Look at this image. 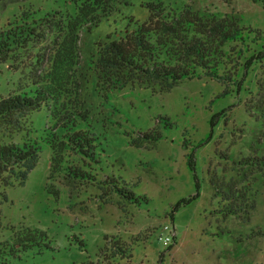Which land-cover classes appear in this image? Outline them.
<instances>
[{
	"label": "rangeland",
	"instance_id": "1",
	"mask_svg": "<svg viewBox=\"0 0 264 264\" xmlns=\"http://www.w3.org/2000/svg\"><path fill=\"white\" fill-rule=\"evenodd\" d=\"M67 1L0 0V22L24 10L38 16L64 12L70 9ZM165 1L174 8L190 5L200 12L241 17L245 25L264 32V10L251 0ZM123 12L140 21L146 17L136 2ZM120 29L113 25L84 34L81 61L89 59L98 36ZM79 73L81 99L101 129L99 179L113 175L136 198L122 197L124 203L95 183L60 178L58 184L50 177V151L43 146L24 185L0 189V244L10 238L11 226L46 237L37 238L41 246L3 264H264V172L251 162L264 158V119L245 109L252 106L254 83L264 78L249 73L240 92L222 97L224 86L202 79L185 80L165 94L125 88L105 100V88L96 86L94 75L87 68ZM20 78L0 64V96L13 91ZM163 117L171 124L159 122ZM32 122L41 131L51 119L42 110ZM148 131L152 137L145 139L142 134ZM157 132L160 138L154 137ZM137 137L141 146L133 143ZM228 187L243 188L255 201L248 221L243 213L222 218L218 192ZM164 227L166 245L159 240L166 236ZM104 238L122 243L125 254L110 258L115 248L107 244L102 250Z\"/></svg>",
	"mask_w": 264,
	"mask_h": 264
},
{
	"label": "trees",
	"instance_id": "2",
	"mask_svg": "<svg viewBox=\"0 0 264 264\" xmlns=\"http://www.w3.org/2000/svg\"><path fill=\"white\" fill-rule=\"evenodd\" d=\"M251 1L264 10V0ZM67 2L70 9L64 12L52 10L38 16L24 10L0 22V64L21 76L13 91L0 96L2 190L24 185L45 146L50 151V177L58 184L60 178L71 183H95L98 190L118 195L122 202L123 198H136L113 175L99 179L101 133H97L98 125L81 99L82 68L94 75L97 87L105 88V100L112 92L125 88L165 94L185 80L202 79L224 86L219 95L222 97L240 92L249 73L254 72L255 77L258 72L264 78V32L245 25L241 17L200 12L190 5L174 8L165 0ZM134 2L146 12L142 21L123 12ZM113 25L120 30L98 36L91 56L82 62L80 44L84 34L91 36ZM262 80L254 83L257 91L249 93L252 106L247 104L245 109L254 110L264 119ZM42 110L48 113L51 124L37 131L32 115ZM162 120L171 124L166 117L159 118V122ZM150 134L148 131L142 136L148 139ZM153 134L160 138L158 132ZM137 139L134 145L141 146L142 141ZM251 162L258 172H264V158L253 157ZM230 188L218 192L222 218L243 213L248 221L255 201L243 188ZM2 197L5 199L4 194ZM9 229L10 238L0 244L1 264L18 259L33 245L41 246L37 238L46 237L26 227ZM104 241L102 250L107 244L115 248L109 252L110 258L125 254L118 240Z\"/></svg>",
	"mask_w": 264,
	"mask_h": 264
},
{
	"label": "built area",
	"instance_id": "3",
	"mask_svg": "<svg viewBox=\"0 0 264 264\" xmlns=\"http://www.w3.org/2000/svg\"><path fill=\"white\" fill-rule=\"evenodd\" d=\"M162 234L166 235V236H160L159 240L163 242V245H166L169 242V237L167 236V234H169V232L167 231L166 227L163 228Z\"/></svg>",
	"mask_w": 264,
	"mask_h": 264
}]
</instances>
